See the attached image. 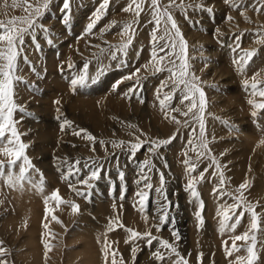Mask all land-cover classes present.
I'll return each mask as SVG.
<instances>
[{
    "label": "rangeland",
    "instance_id": "rangeland-1",
    "mask_svg": "<svg viewBox=\"0 0 264 264\" xmlns=\"http://www.w3.org/2000/svg\"><path fill=\"white\" fill-rule=\"evenodd\" d=\"M32 2L34 3L35 0ZM129 2L130 0H111L108 14L94 29L95 35L84 36V29L100 0H72V14L68 25L61 22L63 13L58 11L62 6L61 0H53L41 21L50 31L42 33L37 30V42L40 44V49L37 50L26 37L25 52L22 56L26 55L28 60L27 62L23 59L19 60L17 74L23 77V81L16 84L17 102L24 106L25 111L18 112L17 119L21 121L18 124V130L26 133L23 140L30 145L27 154L45 177V192L40 199L43 219L40 224H37L38 231L35 238L39 249L41 248L39 264H80V260H71L67 257L69 251L76 248V245L70 246L66 242L68 235L75 227L88 230L89 237L93 239L92 244L95 250L97 249L98 264H104L101 249L108 221L114 215L112 207L114 203L126 227L144 232L152 226L150 230L153 234L175 243L181 255L189 260V264H198L199 253H203L202 264H229V261L234 260L237 255H246V253L241 250L239 253H233L232 257H226L223 242L227 240L230 246L229 236L246 231L250 217L247 213L245 214L235 233L223 235L219 233L217 208L222 203H232V200L228 196L221 198L214 194L213 189L217 188L219 177L212 176L214 169H209L205 174L206 179L198 185V191L205 205L203 209L205 223L203 226L198 225L195 215L199 210L198 204L189 202L190 197L184 191L188 175L182 161L185 159L184 152L188 151L187 139L191 133V127H181L179 135L171 144L164 146L159 151V155L150 157L156 169L165 172L166 191L169 199L176 205L170 209L171 216L175 218V224L162 225V231H157L154 227L158 223L155 218L159 215L158 194L154 190L150 192V199L144 213L139 211L135 196L142 187L137 184L141 175L138 165L150 156L149 144L145 143L132 159L125 151L113 149L109 143L112 140L135 142L136 135L140 133H143L141 139L144 141L167 139L179 127L165 118L156 98V89L168 73L151 74V70L146 72L142 67L151 59L153 48L150 37L153 25L147 23L151 19L149 14H142L133 45L128 49L126 56L117 53V59L113 60L110 58L109 51L101 53L98 48L89 46L99 44L101 48L109 49L110 45L118 46L126 41L127 37L121 36L120 30L124 24L132 22L135 17L132 13H125L121 9ZM11 3L12 0H7L8 7H4V0H0V20L26 15L23 7L13 8ZM185 3H203L206 7L213 9L210 14L189 8L187 20L179 10L174 12V16L188 42L191 71L200 77V86L206 93L205 119L209 147L212 149V155L220 161L221 165H227L223 169L226 182L224 190L234 192L241 183L248 180L249 188L245 191V196L252 203L258 202L259 206L256 210L262 214V226H264V145L258 146L264 139V132L261 131L264 129V118L257 120L250 115L253 109L248 104V100L253 97L243 86V81L251 80L256 72L260 73L259 79L264 80V45L255 43L256 30L264 25V11L256 12L250 6L256 4L258 7V0H245V14L249 17V21H246L240 15V10L226 5L224 0H185ZM229 15L233 17L232 21L226 19ZM111 21H116L117 27L101 35L99 29L104 28ZM216 29H219L223 35L218 36ZM238 34L241 35L239 43L243 49L259 50L244 74L239 73L236 65L233 64L234 59L243 55L239 50L235 52L232 50L236 44L234 36ZM158 35H163V24ZM49 38L53 39V43H47ZM69 60L76 65L75 68H67L66 62ZM86 61L89 62V84L73 93L69 80L82 70ZM62 65L63 72L60 71ZM137 68L141 69L139 75L146 79H142L141 84L136 88V95L131 99L123 95L128 88L134 86V80L120 83L117 90L113 91V85L117 81H121ZM98 69H103L102 74H98ZM93 76H98L94 84L91 83ZM168 90L164 89V91ZM179 96L180 93H177V99L172 102L175 107H182L178 103ZM57 99L61 101L59 106L54 103ZM141 99L144 103L139 102ZM254 99L260 100L259 97ZM57 107L64 114L61 120L56 119ZM170 115H175L181 120L185 119L178 113H170ZM64 118L71 120L73 125L71 129L66 128L64 132H61L60 124ZM128 123L135 125L140 131L128 129L126 127ZM192 126L198 130V125L194 122ZM79 128H84L97 137V143L94 145L95 152L90 151L89 142L72 135V131ZM99 140H104L105 146H101ZM72 144L77 147H71ZM188 154L195 162V153L189 151ZM55 156H68L82 160L91 156L105 165L106 172L102 173L104 178L96 182L90 201L76 196L69 189L68 182L61 178L62 170L58 171L54 161ZM165 163L168 165L167 168L164 167ZM208 163L210 161L204 159L194 175L207 167ZM156 169L148 174L152 177L153 185L159 186ZM119 171L124 172V181L118 178ZM83 175L84 173H81V177ZM32 176L34 180H38L36 173H32ZM54 189H59L60 195L65 200L74 201L80 206V211L73 214L69 205L55 208L54 203L50 202L49 206L55 209V215L62 222L61 224L53 221L51 217L47 221L44 220L43 199ZM5 190L8 192L9 188L0 182V201H3L0 203V240L4 241L3 246L8 250L7 260L9 264H31L27 254L24 253L27 248L24 244L27 235L21 234L16 237L12 233L14 232L12 227L23 229L26 221L20 217L16 218L15 226L11 224L9 229L4 226L5 219L11 216V210L4 209L5 205H10V202L6 200ZM122 190L124 199L120 200ZM145 215L148 217L147 224L144 220ZM43 220L49 224L47 230L42 226ZM18 224L21 225L18 226ZM28 225L29 223L27 227ZM172 231L179 233V241H175L172 237ZM46 232L51 235H46L45 241L53 246L47 260L43 255L45 249L42 243V233ZM127 238L128 233L123 229L108 233V240L115 242L113 248L123 255L125 264H158L151 255L158 247L155 242L152 247H147L145 242L139 241V248L133 261L131 247L134 245L126 244ZM258 239L264 241V234L259 235ZM237 243L242 245L244 242ZM258 249L261 256L259 264H264V243L258 244ZM117 259L119 260V256Z\"/></svg>",
    "mask_w": 264,
    "mask_h": 264
},
{
    "label": "snow or ice",
    "instance_id": "snow-or-ice-1",
    "mask_svg": "<svg viewBox=\"0 0 264 264\" xmlns=\"http://www.w3.org/2000/svg\"><path fill=\"white\" fill-rule=\"evenodd\" d=\"M53 0H12L11 7H23L26 15L12 16L6 20H0V182L7 188L13 190L23 191L25 184L30 185L36 189L39 193L45 192V177L43 173L36 168L31 158L27 154V150L30 145L23 140V133L18 130V124L21 122L17 119V113H23L25 111L24 106L17 102L16 84L23 81V77L18 75L19 60L23 59L27 62L28 57L22 56L25 52L26 37L30 42L40 49V44L37 42V30L42 33H48L50 30L41 23L45 17ZM226 5H229L235 10H240V15L244 17L246 21H249V17L246 13L245 0H224ZM62 6L58 11L62 12L61 22L64 25H68L72 14V0H61ZM111 0H100V3L91 14L89 23L84 29V36L95 35L94 29L97 28L99 22L108 14L110 9ZM259 6L256 4L250 5L256 12L264 11V0H258ZM4 7H8L7 0H4ZM192 8L194 11H202L212 13V7H206L203 3H185V0H130V2L121 10L125 13H132L135 19L126 23L120 30L121 36H126V41L120 45H110L109 49L101 48L99 44L89 45L90 47H96L101 53L109 51L110 58L117 59V53H121L124 56L127 55L128 49L133 45V41L137 32V27L140 26V18L142 14H149L151 19L147 22L153 25L150 33L152 52L149 62L142 67L146 72L151 70V74H158L167 72L168 76L161 80L160 85L156 89V98L159 102L160 109L164 112L166 119H170L179 127L176 132L173 133L167 139H154L144 141L141 139L143 133L136 135L135 142L131 141H117L112 140L111 146L113 149H121L125 151L130 158L134 159L136 154L143 148L145 143L149 144L148 151L150 156L145 158L139 163L141 175L137 180L138 185H142L141 188L135 193L137 202L139 205V211L144 213L147 203L150 199V192L154 190L160 199H158L157 211L158 217L155 219L158 221L154 225L157 231H162V225L168 223L175 224V218L171 216L170 209L176 205L169 199L166 191V174L164 171L156 169L155 164L150 158L153 155H159V151L173 142L177 138L180 132V128L191 127V133L187 139L188 151L184 152L185 159L182 163L185 165V172L188 175V180L184 186V191L188 193L190 197L189 202H196L198 209L196 211V218L198 225L203 226L205 220L203 218V209L205 207L201 194L198 191V185L206 179V173L209 169H214L211 173L212 176L219 177V184L217 188L213 189L214 194L223 198L228 196L231 198L232 203H222L219 205L216 211V215L219 218L218 231L220 234L235 233L237 227L241 224L247 213L250 217L249 225L246 231L239 235H230L231 245L228 241L223 242V247L226 257H232L233 253H239L243 250L246 255H237L234 260H230L229 264H259L261 259L260 250L258 244L264 243L258 239V236L264 234V226H262V214L257 212V203H252L245 196V191L249 188V181L245 180L241 183L234 192L225 191V175L223 169L227 165H221L220 161L212 155V149L209 147V141L207 139L206 132V119L205 112L207 107L206 93L200 86V77L196 75L194 71H191L188 57V42L181 31L179 24L174 16V12H179L187 20L188 9ZM228 21H232L231 15L227 16ZM163 24V35H158ZM117 27L116 21H111L104 28L99 29L101 35L105 32L111 31ZM218 36H222L223 33L219 29H216ZM255 43L264 45V25H261L256 30ZM83 38V37H81ZM236 41L233 51L239 50L243 55L238 56L233 60V64L236 65L237 71L244 74L254 60V57L258 55V49L245 50L241 47L239 41L241 35H235ZM162 42V43H161ZM47 43H53V39L49 38ZM107 43V41H105ZM77 51H79L77 49ZM95 55V54H94ZM66 66L69 69H73L76 65L69 60L66 62ZM206 66V65H205ZM64 66L60 67V71L63 72ZM89 62H85L82 66V70L70 78L69 84L71 91L75 93L78 89L85 88L89 84L88 74ZM103 69H98V74H102ZM141 69L137 68L134 72H131L127 76L123 77L121 81H117L113 85V91H116L120 83L126 80H134L133 87L123 94L125 98L131 99L136 95V88L141 84L142 79L139 75ZM260 73L256 72L251 77V80L245 79L243 86L246 91L249 92L253 99L248 100V104L252 107L253 111L250 115L257 120L264 118V80L259 79ZM98 76L91 77V83H95ZM164 89H169L164 91ZM177 93H180L178 97V103L182 107L173 106L172 102L177 99ZM259 97L260 100L254 99ZM140 103H144V100H140ZM54 103L59 106L61 101L55 100ZM183 109V110H182ZM58 113L56 119L61 120L63 112L59 107L56 108ZM170 113H178L179 116L185 119H178L175 115ZM217 119H219L217 117ZM192 122L198 125L192 126ZM121 123H125L121 121ZM73 122L64 118L60 124L61 132H64L66 128L71 129ZM128 129H135L136 132L140 130L135 125L128 123L126 125ZM264 132V129H261ZM72 135L79 137L82 140L89 142L91 145L90 151L95 152L94 145L97 143V137L89 133L84 128L75 129L72 131ZM101 146H105L104 140H99ZM264 145V139L259 142L258 146ZM71 147L76 148L77 145L72 144ZM107 152V148H105ZM195 153V162L189 156L188 152ZM223 155V153H221ZM118 159V158H117ZM208 159L207 167L197 173L199 164ZM54 161L57 164L58 171L62 170L61 178L68 182L69 189L75 193L76 196L84 198L86 201H90L92 196V190L96 187V182L100 181L104 176L102 173L106 172L105 165L100 163L99 159L94 157H88L87 159L70 158L68 156L59 157L55 156ZM168 167L167 163L164 165ZM156 169L159 176V186H154L152 177L148 174ZM32 173H36L38 180H34ZM81 173L84 175L81 177ZM75 178V179H74ZM118 178L124 181L125 174L123 171L118 172ZM120 200L124 199L123 190L119 197ZM45 205L44 220L47 221L49 217L57 223H62L55 215V209L50 207V202H53L55 208H59L61 205H69L72 213L76 214L80 211L79 204L71 200H65L60 195L59 189H54L49 195H45L43 199ZM3 203V201H0ZM114 215L109 219L106 231L104 233L103 247L101 249L104 256V264H125L123 255L113 248L115 242L108 240V233L114 232L118 229H123L128 233V238L125 243H131L134 245L131 247V257L135 261L136 254L139 248V241L145 242L147 247H152L154 242L158 245L156 249L151 253L152 257L158 264H189V260L181 255L178 251L175 243L164 239L160 236L154 235L149 229L144 232H139L133 228L126 227L121 220V214L117 211V206L114 203L112 205ZM123 208V205H120ZM239 210V213H238ZM238 213V214H237ZM145 223H148V217L144 216ZM27 227V222H25ZM43 228L47 230L49 224L44 222ZM51 235V233H42V243L44 246V256L47 260L48 253L52 250V245L45 241V236ZM172 237L175 241L180 240L179 233L172 231ZM243 241L242 245H238L237 242ZM4 241L0 240V264H9L7 260L8 250L3 246ZM119 256V260L117 257ZM173 257H175L173 259ZM109 258H111L109 260ZM203 253H199L197 256L198 264H202Z\"/></svg>",
    "mask_w": 264,
    "mask_h": 264
},
{
    "label": "bare ground",
    "instance_id": "bare-ground-1",
    "mask_svg": "<svg viewBox=\"0 0 264 264\" xmlns=\"http://www.w3.org/2000/svg\"><path fill=\"white\" fill-rule=\"evenodd\" d=\"M217 104L219 105V103H217ZM91 110H94V108L93 109L91 108ZM5 194L7 195L6 200H8V203L10 202V205L9 204L5 205L6 208H4V209H7V210L10 209L11 210V212H10L11 216L8 214L9 216H8V218L5 219V225L4 226L9 229V226L11 224L14 225L16 218H20V217H22L21 219L25 220L27 222V224L29 223L28 227L24 226V227H22L23 229H20L17 227H14V229H13V227H12V230L14 231L12 233L16 237H18L21 234L27 235L26 240L24 242V244L27 248L25 251L24 250L23 251L25 254H27V259H28V261H31V264H39L40 258H41V256H40L41 255V248L39 249L37 240H35V238H36V233L38 231L37 230V224H40L41 220L43 219V215H42L43 214V210H42L43 207L41 206V200H40L41 197L43 196V193H39L36 191V189L32 188L30 185L25 184L23 191L13 190V189L9 188V191L8 192L6 191ZM6 200H4V201H6ZM70 217H71V215H70ZM70 220H72V219H70ZM43 222H44V220H43ZM69 223H71V222H69ZM19 225H21V224H18V226ZM88 234H89L88 230H83L81 228L77 229L76 227L70 232V234L67 237L66 242L70 246L76 245L75 246L76 248H72V250H70L69 253L67 254V257L71 260H74V259L80 260L79 261L80 264H98L99 258L97 256V252H96L97 249L95 250L94 244H92L93 239L90 238ZM44 263H46V262L44 261Z\"/></svg>",
    "mask_w": 264,
    "mask_h": 264
}]
</instances>
